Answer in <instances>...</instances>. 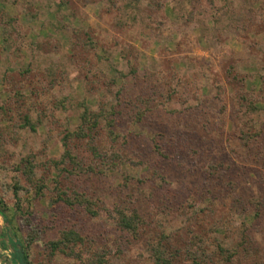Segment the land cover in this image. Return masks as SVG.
I'll return each mask as SVG.
<instances>
[{
    "label": "rangeland",
    "instance_id": "1",
    "mask_svg": "<svg viewBox=\"0 0 264 264\" xmlns=\"http://www.w3.org/2000/svg\"><path fill=\"white\" fill-rule=\"evenodd\" d=\"M16 241L264 264V0H0V264Z\"/></svg>",
    "mask_w": 264,
    "mask_h": 264
},
{
    "label": "trees",
    "instance_id": "2",
    "mask_svg": "<svg viewBox=\"0 0 264 264\" xmlns=\"http://www.w3.org/2000/svg\"><path fill=\"white\" fill-rule=\"evenodd\" d=\"M122 221H123L122 222L123 225L127 228H132V227L135 228L136 227L135 224H132L129 219H127V220L125 219ZM59 244H60V241L59 242H52L50 244L52 250L61 249L59 247ZM15 251H16V255H17L19 264H29L27 252L24 250V248H22L21 244L18 241H16Z\"/></svg>",
    "mask_w": 264,
    "mask_h": 264
}]
</instances>
